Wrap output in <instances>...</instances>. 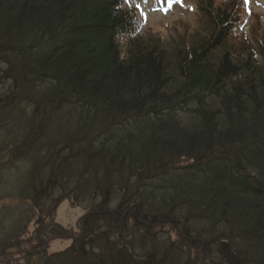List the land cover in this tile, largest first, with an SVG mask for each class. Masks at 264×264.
I'll list each match as a JSON object with an SVG mask.
<instances>
[{
	"label": "trees",
	"instance_id": "obj_1",
	"mask_svg": "<svg viewBox=\"0 0 264 264\" xmlns=\"http://www.w3.org/2000/svg\"><path fill=\"white\" fill-rule=\"evenodd\" d=\"M212 1L170 50L152 36L119 47L136 20L122 0H0V69L15 90L0 120L17 98L39 119L0 163V203L13 200L0 205V257L31 222L19 225V202L57 193L90 204L76 232L38 217L24 264H227L228 250L264 264V38L228 47L237 6ZM46 226L71 243L47 252Z\"/></svg>",
	"mask_w": 264,
	"mask_h": 264
},
{
	"label": "rangeland",
	"instance_id": "obj_2",
	"mask_svg": "<svg viewBox=\"0 0 264 264\" xmlns=\"http://www.w3.org/2000/svg\"><path fill=\"white\" fill-rule=\"evenodd\" d=\"M201 1L202 0H176L167 3L166 5L154 7V5H150V3L145 0H131L130 3L124 0L122 3L123 8H134L137 12L138 18L132 27V31L118 38L119 47L124 49L130 38L136 36L138 38L152 36L158 38L164 44L165 48L174 50L175 47H179L182 44L183 37L189 39L196 31L201 30L202 27L200 28V26L203 24V19L200 17L199 11V3ZM137 3L140 4L145 16H142L141 11L136 8ZM212 3L214 5L221 3L229 9L232 5L237 6L235 13L237 14L238 19L233 22L231 27L227 41L228 47L236 45L239 42L238 39L241 38L252 44H255L256 40L264 38V0H247V3H245V0H213ZM9 83H11L10 77L0 69V104L2 106L8 105V98L12 96L13 93L15 95V90H11ZM12 103V106H7L5 108V111H12V121L7 120L5 117L0 120V163L3 165L8 164L9 161L10 152L6 151V149L11 150L10 146L14 145L16 142L19 144L25 142L27 135L18 133L20 126L22 125L23 127V124L27 122L25 119L29 118L28 126L30 129H32L33 126L35 127L39 121V119H37L34 122V119H32L33 115L31 113L33 106L27 101H19L17 98V100ZM14 111L15 113L13 114ZM33 149L40 151L39 145H35ZM41 150L44 151L42 148ZM45 154L47 153L45 152ZM34 159H36V157H34ZM46 159L47 158L44 156H40L38 160L41 163H45ZM21 165L25 167L24 171L28 173L27 169H30L33 166V161L28 159L22 162ZM57 197L58 194L55 193L54 202L50 200L42 201L40 207L35 209L30 208L31 206L29 202H19L21 203L19 205L21 206L20 210L23 211L24 215L23 219H20L19 217V223V220L17 219L18 217L13 218L12 224L9 222L8 225H6V229L11 232L14 231L13 228H15V230L20 229L17 224L19 223V225L22 226L28 213L32 216L31 222L29 226H27V232H22L23 235L21 236L20 246L6 248L5 254L0 258L5 260L9 259L11 263L18 261L24 264L23 261L28 258L27 253L31 251L34 244L38 241L34 231L36 227L34 221L40 216L44 217L45 211L50 213V219H45L46 217L43 218L46 221V225H48V222L50 224L56 222V224L59 223L70 231L76 232L78 230V227L75 225H77L78 218L85 212L86 206L90 204L89 201L72 203L69 198L55 200ZM12 202L13 200L11 198H6L0 203V205L5 203L11 204ZM14 209L16 208L14 207ZM28 210L29 212H27ZM161 228L168 229V227ZM46 229L47 226L43 229L45 233ZM43 238L45 246L47 245V252L64 249L71 243L70 239L55 238L48 236L47 233ZM46 238H48L47 241ZM228 261L233 264L235 259L233 256H230L228 257Z\"/></svg>",
	"mask_w": 264,
	"mask_h": 264
},
{
	"label": "snow or ice",
	"instance_id": "obj_3",
	"mask_svg": "<svg viewBox=\"0 0 264 264\" xmlns=\"http://www.w3.org/2000/svg\"><path fill=\"white\" fill-rule=\"evenodd\" d=\"M126 2L130 3L131 0H126ZM245 3H247V0H245ZM136 8H137L138 10L141 11V15H142V16H145V13H144L143 10L141 9V6H140L139 3L136 4Z\"/></svg>",
	"mask_w": 264,
	"mask_h": 264
}]
</instances>
